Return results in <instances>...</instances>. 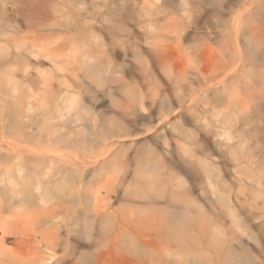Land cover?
<instances>
[{"label":"bare ground","instance_id":"obj_1","mask_svg":"<svg viewBox=\"0 0 264 264\" xmlns=\"http://www.w3.org/2000/svg\"><path fill=\"white\" fill-rule=\"evenodd\" d=\"M243 2L227 35L233 45L202 32V12H191L199 34L191 45L185 23L152 28L148 57L133 51L141 82L155 91L145 101L128 62L141 39L133 31L71 22V2L52 18L45 0H0V191L5 209L34 213L0 218V240L22 235L25 264H263L264 160L255 146L264 138L255 141V119L264 88L241 76L264 87V48L243 53L240 40L264 37V6ZM223 10L203 17L222 22ZM85 29L96 58L83 51ZM102 58L118 76L95 66ZM147 134L141 161L137 140ZM18 251L1 243L0 264H17Z\"/></svg>","mask_w":264,"mask_h":264},{"label":"rangeland","instance_id":"obj_2","mask_svg":"<svg viewBox=\"0 0 264 264\" xmlns=\"http://www.w3.org/2000/svg\"><path fill=\"white\" fill-rule=\"evenodd\" d=\"M70 2L74 3L73 6H75L77 9V13H76V15L73 16V18L71 19V22L83 20L85 23L88 24L87 26L90 29L91 28L94 29L96 27V25H97L96 21H101L102 23L104 22L106 24V26H110V25L119 26V25H121V27H123L127 30L130 29V31H133L132 33L137 34L139 36V38L137 36L138 40L141 37V39L139 40V44L131 42V45H133V46H130V48H129L130 50L128 52V62L133 67L132 68L131 65H129L130 69H132V72L134 74L133 77L135 76L134 77L135 79L139 78V79H136L135 82L136 81L141 82V79H143L144 77L141 78L142 71L140 69L139 64L137 66L138 62L135 60L136 55L134 54L133 51H135V50L138 51V49H140V51H144L143 55H145V57H148L149 51H148L147 46L144 47L145 46L144 38H146V36L150 37V35H152V33H151L152 28H154L156 26H160V25L164 26V25L171 24L170 26H174V25H177L180 23L181 24L185 23L183 25V27L186 28L187 37L185 36L186 38L183 40V43L185 46H187L186 44H188V43H189L188 45H191V34L196 35V36L199 35L198 32H191V24H189L191 22V12L193 14H194V12L198 13V14H200L202 12L201 15H197V16H200V20H202L205 23V25L203 26L204 29L202 32L203 33H211L213 35V38H216L221 43H224L223 45H226V44L227 45H229V44L233 45V44H235V39H232L231 35L230 36H227V35L232 32L231 29H233V26H234L233 23H236V20H234V17L236 16V13H237L236 11L243 9V7L245 5H247V3H248V2L247 3L243 2V0L242 1H239V0H215L214 4L210 3L208 0H45V8L48 10L49 13H51V15H49V16H51L53 18L54 16H56L58 14L57 12H63V11H66V9H67V12L68 11L71 12L72 7L69 8ZM252 3H255L256 6H264V4H263L264 0H257V2H256V0H252ZM220 7L221 8L223 7L225 9V11L223 10V12H225L224 13L225 15L223 18L224 22L222 21L223 23L220 20H218L217 18H209L207 21H205V17H203V15L206 13V11H213L214 9H217ZM185 20H186V22H185ZM185 25H187V27ZM225 25L227 28L225 27ZM228 29H230L231 31ZM88 30L89 29H85L80 34L81 35L80 40L82 42L81 45L87 44L88 46L85 47V49L83 51L85 53L93 52L94 56L96 58V56H98V54H97L98 49H97L96 45L92 42L93 39H91L89 37L90 33L87 32ZM120 35H123L122 32L120 33ZM248 40L249 41H247V42L248 43L251 42L250 44H248L247 42H246L247 43L246 44L245 42L240 40L241 46L243 48V53H247L250 51V54H252L251 49H254L253 50V52H254L255 50H262L264 48V37L261 36L260 33L255 34L253 37H251ZM83 41H85V42H83ZM244 41H246V40H244ZM244 43H245V45H244ZM133 47H135V48H133ZM215 47L217 49V46H215ZM136 48H138V49H136ZM11 52H12V50H11ZM237 55L239 56V52ZM99 60L95 63V66L97 65L98 67H102V69L104 70V73H106V75H110L111 77H112V74L115 76H118L115 74L116 70H114L112 66L109 67V63L105 58H104V60H103V58H102V60L101 59H99ZM120 60H121V58L119 56L118 61H120ZM221 60L220 59L218 60V63L220 65L223 64V62H220ZM135 62H137V63H135ZM188 64H191V60L188 62ZM201 64L205 69L207 68V65L204 66V62ZM259 65H261V64H258L256 66L258 70L262 67V65H261V67L259 68L258 67ZM133 69H135V70H133ZM140 74H141V76H140ZM144 75H145V73H144ZM241 79H242V81H244L245 79L252 80V82H253L252 88H264L263 86L257 84V82H255L251 76H247V75L241 76ZM132 82H130V83L133 85H131L132 87L128 88V90L131 93V96L136 97L140 90L138 88H136V85ZM141 83H143V82H141ZM138 84H139V82H138ZM151 84L152 83H150L148 85H147V83H145V84L143 83V85L140 84L141 85V87H140L141 91L139 92V94L141 93V97H143L142 95H144L145 101L146 100L150 101V98L153 94L154 90H153V88H151V87H153V86H151ZM143 86H145V87H143ZM149 86H150V88H148ZM137 87H138V85H137ZM151 92H152V94H151ZM117 93L118 94H116V95L120 96V92H117ZM136 98H140L139 95ZM147 103H149V102L147 101ZM103 111L104 110H101L100 112H103ZM184 113H185V114H183L184 115V121H185V119H187V120L185 121V126H183V127L184 128L187 127L186 126V123H187V125L189 126L187 128L191 129V119L186 114V112H184ZM105 115H109V114H105ZM187 116H188V118H187ZM263 116H264V112L262 114H260L255 119L257 122V126L260 127L259 133H256V135H255V141H257V140L260 141V140H262V138H264V117ZM254 127H256V123H254ZM148 135L149 134L144 135L143 137H141V139L139 138L137 140L139 143V144H137L138 147L139 146H142V147L145 146L143 149L140 147L141 148L140 150L143 151V152L140 151V154L144 153L143 157H142V154L140 155L141 161L143 159L147 158V155L144 156L145 153L147 152V151L145 152L144 149H146V150L149 149L150 145H148L149 144L148 142L152 143V141H153V138L151 137L152 140L149 139L150 136H148ZM146 139L148 140V142L146 141ZM144 144H146V145H144ZM146 146H147V148H146ZM255 148L261 150V153H262L261 159L264 160V141H262V142H260V144L256 145ZM130 154H131V151L129 152V155ZM122 155H124V154L122 153ZM155 156L156 155H154V158H155ZM145 161H147V160H145ZM263 163H264V161H263ZM182 178H183V180L185 179L184 177H182ZM180 180H182V179H180ZM186 181L187 180L185 179V182ZM157 182H156L157 183L156 185H158L157 189H159L160 187L162 188V186H163V185H161L162 183L160 181H157ZM186 183H189V182L187 181ZM148 184L146 183L145 186H147L149 189L150 185H148ZM1 188L2 187L0 185V190H2ZM170 192H172V194L175 196L174 198H176V196H178V197L183 196L184 201L186 200V202H187L189 200V199H186L188 194L184 195V193H182L183 192L182 189H180V188L179 189L174 188V190L171 188V189H169V193ZM177 194H179V195H177ZM263 199H264V197H263ZM180 200H182V198ZM260 202H261V205L263 206V209L261 212L264 214V203L262 201H260ZM5 207H7V206H5V204H4V200L2 199V193L0 191V209H1L0 218H2V217H4V218L16 217V215H17V217H19V219H20V216H22V214L23 215L25 214L24 216H22L24 219H28V218L34 216V213L32 212L33 213V215H32L29 210L27 212H25V210L22 211V209L16 208L17 209V211H16L14 208L9 209V207H8L5 209ZM115 207L118 208L116 204H115ZM3 208H4V210H3ZM9 210H10V212H9ZM11 211L14 213H12ZM16 213H18L19 215ZM32 218H30V219H32ZM11 233H14V232L10 231L11 236L7 237L5 240H3V242L0 240V246L2 243V246L6 247L7 249L19 250L18 253L20 256L16 255L15 257L12 258V260L15 261V263L25 264V263L29 262L30 259L27 260V258H25L22 255L26 256V255H28L27 253H29V255H30V251L28 250V248L25 247V245H23V246L25 247L24 249H26V250H24L23 247L21 248V246L18 245L20 239L22 238V235L18 234L16 236L15 234H11ZM259 235H258V237L261 238L263 243H264V232L262 233V235L261 234H259ZM0 237L1 238L3 237L1 233H0ZM259 256L261 258L260 259L261 263L264 264V255L259 254ZM17 257H19V258L22 257V258L20 260ZM16 258H17V262L15 260ZM18 259H19V261H18Z\"/></svg>","mask_w":264,"mask_h":264}]
</instances>
